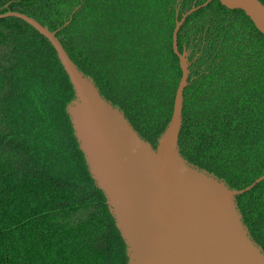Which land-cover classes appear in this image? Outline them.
Wrapping results in <instances>:
<instances>
[{
    "label": "trees",
    "instance_id": "obj_1",
    "mask_svg": "<svg viewBox=\"0 0 264 264\" xmlns=\"http://www.w3.org/2000/svg\"><path fill=\"white\" fill-rule=\"evenodd\" d=\"M206 1L0 0V15L58 31L70 60L155 148L181 77L176 14ZM177 49L190 63L180 153L242 190L264 175V37L213 0L187 17ZM72 100L51 44L19 19H0V264H127L74 139ZM237 204L264 251V181Z\"/></svg>",
    "mask_w": 264,
    "mask_h": 264
},
{
    "label": "water",
    "instance_id": "obj_2",
    "mask_svg": "<svg viewBox=\"0 0 264 264\" xmlns=\"http://www.w3.org/2000/svg\"><path fill=\"white\" fill-rule=\"evenodd\" d=\"M212 1L193 6L180 19L176 14L172 50L181 77L155 148L70 60L56 39L58 31L19 13L0 15L25 22L55 50L73 90L65 112L74 139L125 245L127 264H264V251L251 238L237 204V197L264 175L242 190L232 189L186 161L179 149L190 63L188 52H178L177 34L188 16ZM217 1L242 11L264 37V6L258 0Z\"/></svg>",
    "mask_w": 264,
    "mask_h": 264
}]
</instances>
